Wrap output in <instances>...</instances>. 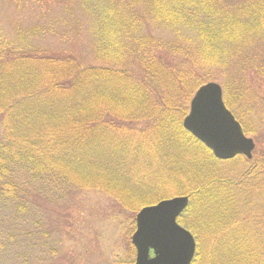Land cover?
Instances as JSON below:
<instances>
[{"label":"trees","instance_id":"obj_1","mask_svg":"<svg viewBox=\"0 0 264 264\" xmlns=\"http://www.w3.org/2000/svg\"><path fill=\"white\" fill-rule=\"evenodd\" d=\"M72 7L88 23L95 64L30 46L37 27L11 37L0 27V264H32L38 195L72 190L130 212L186 195L177 222L195 239L191 264H264V154L220 161L182 126L208 81L246 135L264 124V0Z\"/></svg>","mask_w":264,"mask_h":264},{"label":"rangeland","instance_id":"obj_2","mask_svg":"<svg viewBox=\"0 0 264 264\" xmlns=\"http://www.w3.org/2000/svg\"><path fill=\"white\" fill-rule=\"evenodd\" d=\"M74 2L42 0L20 8L12 0H0V27L10 37L18 27H37L30 46L74 53L84 63L95 64L88 23L72 7ZM66 6L73 8L74 13L67 11ZM247 136L253 139L254 150L264 154V124ZM58 195L37 197L35 215L29 222L32 264L133 263L135 251L130 237L138 211H128L99 191L72 190Z\"/></svg>","mask_w":264,"mask_h":264},{"label":"water","instance_id":"obj_3","mask_svg":"<svg viewBox=\"0 0 264 264\" xmlns=\"http://www.w3.org/2000/svg\"><path fill=\"white\" fill-rule=\"evenodd\" d=\"M182 126L218 160L252 157L253 139L226 108L217 82L208 81L193 92ZM187 205L188 196L179 195L138 210L130 237L135 251L132 264H191L196 243L190 231L177 222Z\"/></svg>","mask_w":264,"mask_h":264}]
</instances>
